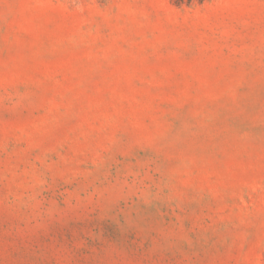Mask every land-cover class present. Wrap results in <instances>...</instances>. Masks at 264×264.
Segmentation results:
<instances>
[{"label":"rangeland","instance_id":"obj_1","mask_svg":"<svg viewBox=\"0 0 264 264\" xmlns=\"http://www.w3.org/2000/svg\"><path fill=\"white\" fill-rule=\"evenodd\" d=\"M0 264H264V0H0Z\"/></svg>","mask_w":264,"mask_h":264}]
</instances>
